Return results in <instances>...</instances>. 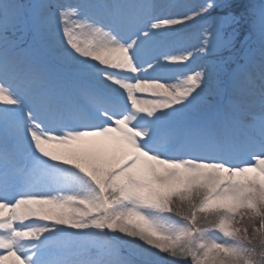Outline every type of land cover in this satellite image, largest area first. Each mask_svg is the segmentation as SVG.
<instances>
[{
    "label": "snow or ice",
    "instance_id": "6c2138e0",
    "mask_svg": "<svg viewBox=\"0 0 264 264\" xmlns=\"http://www.w3.org/2000/svg\"><path fill=\"white\" fill-rule=\"evenodd\" d=\"M0 264H264V0H0Z\"/></svg>",
    "mask_w": 264,
    "mask_h": 264
}]
</instances>
